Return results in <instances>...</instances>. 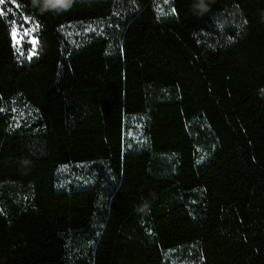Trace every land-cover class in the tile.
Wrapping results in <instances>:
<instances>
[{"label": "trees", "instance_id": "obj_1", "mask_svg": "<svg viewBox=\"0 0 264 264\" xmlns=\"http://www.w3.org/2000/svg\"><path fill=\"white\" fill-rule=\"evenodd\" d=\"M198 2L0 4V264H264V0Z\"/></svg>", "mask_w": 264, "mask_h": 264}, {"label": "clouds", "instance_id": "obj_2", "mask_svg": "<svg viewBox=\"0 0 264 264\" xmlns=\"http://www.w3.org/2000/svg\"><path fill=\"white\" fill-rule=\"evenodd\" d=\"M74 0H32L34 6L39 5L41 11L48 9H54L57 12L67 11L71 8ZM200 14L208 11V6L205 4L204 0H199L195 6Z\"/></svg>", "mask_w": 264, "mask_h": 264}, {"label": "rangeland", "instance_id": "obj_3", "mask_svg": "<svg viewBox=\"0 0 264 264\" xmlns=\"http://www.w3.org/2000/svg\"><path fill=\"white\" fill-rule=\"evenodd\" d=\"M93 25L90 24L92 28L101 27V25L99 26V23L97 22L93 23ZM32 28L33 27L31 26V24H23L21 28L13 30L12 37H13V40L17 48L19 49L25 48L27 43L32 48L35 47L34 44L36 43V39L32 36V33H33Z\"/></svg>", "mask_w": 264, "mask_h": 264}, {"label": "snow or ice", "instance_id": "obj_4", "mask_svg": "<svg viewBox=\"0 0 264 264\" xmlns=\"http://www.w3.org/2000/svg\"><path fill=\"white\" fill-rule=\"evenodd\" d=\"M2 3H4V0H0V4H2ZM0 14H2V13H0Z\"/></svg>", "mask_w": 264, "mask_h": 264}]
</instances>
